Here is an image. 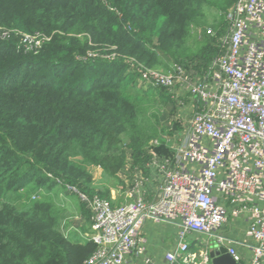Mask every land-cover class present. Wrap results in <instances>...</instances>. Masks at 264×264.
Listing matches in <instances>:
<instances>
[{"label":"trees","instance_id":"obj_1","mask_svg":"<svg viewBox=\"0 0 264 264\" xmlns=\"http://www.w3.org/2000/svg\"><path fill=\"white\" fill-rule=\"evenodd\" d=\"M237 1L0 0V264H86L98 245L70 227L66 185L118 206L127 166L175 157L161 108L185 101L144 73L206 72L217 36L198 28Z\"/></svg>","mask_w":264,"mask_h":264},{"label":"built area","instance_id":"obj_2","mask_svg":"<svg viewBox=\"0 0 264 264\" xmlns=\"http://www.w3.org/2000/svg\"><path fill=\"white\" fill-rule=\"evenodd\" d=\"M224 17L226 27L220 35L213 28L206 30L217 36L219 53L201 79L196 71L186 74L182 68L173 74L144 73L149 84L166 87L176 98L181 97L180 84L195 102L191 118L183 122L184 136L174 147L175 157L161 166L164 180L157 196L112 206L102 197H89L66 185V192H77L93 212L90 238L98 247L86 264H123L128 253L140 255L148 220L179 223L182 238L204 233L239 261L231 239L217 234L227 221L228 204L236 205L234 215L246 214L247 235L256 241L251 246L253 264L262 263L264 0H238ZM210 259L208 250L192 249L184 240L167 254L166 263L145 257L149 264H211Z\"/></svg>","mask_w":264,"mask_h":264},{"label":"crops","instance_id":"obj_3","mask_svg":"<svg viewBox=\"0 0 264 264\" xmlns=\"http://www.w3.org/2000/svg\"><path fill=\"white\" fill-rule=\"evenodd\" d=\"M203 77L202 72H198V79ZM197 79V80H198ZM180 91V96L185 102H181L177 109V115L180 116L182 122H186L192 116V112L195 107V102L190 95L185 92V87L180 84L177 85ZM176 129V127H174ZM183 126L181 129H177L170 137V147L174 151V147L178 144L184 136ZM154 158L156 162L154 163ZM150 159L142 167L134 168L129 165L119 175L124 182L118 183V185H111V197L115 205H120L124 202L132 199L143 197L146 200L154 199L158 194V189L162 181L164 180V173L161 169L165 158H159L158 156ZM97 184L106 183L103 179V171L100 167H94L91 170ZM117 184V182L115 183ZM64 199L70 208H73L71 204L72 199H77L79 204L80 200L77 197L71 196L70 193H63ZM81 205V204H80ZM236 205L228 204V217L227 221L220 227L217 234L225 235L231 239L229 245L240 255L239 262L241 264H253V252L251 246L256 244V241L249 238L247 235L248 221L245 213L234 215L232 212ZM91 211L88 210L77 212L73 209V215L69 218L70 227L73 230L82 233L92 231V219ZM182 226L179 223L172 222H155L148 220L142 230L143 241L141 245L144 250L140 255H136L135 252L128 253L126 260L123 264H149L145 261V257H150L152 260L159 263L167 262V254L169 252H175L179 243L184 240L189 243L194 249L199 247L209 251L217 245L215 240L208 235L200 232L188 233L184 238L181 237ZM212 264V263H211ZM264 264V258L262 263Z\"/></svg>","mask_w":264,"mask_h":264},{"label":"rangeland","instance_id":"obj_4","mask_svg":"<svg viewBox=\"0 0 264 264\" xmlns=\"http://www.w3.org/2000/svg\"><path fill=\"white\" fill-rule=\"evenodd\" d=\"M211 11H212L213 15L208 19V24H202V27L198 28V29L201 30V32H199L201 34L206 32V30L208 28H213V30L217 33V31H218L217 29L224 30V28L226 27V19L223 16V14H221V12L216 10L214 7L211 8ZM214 14H215V17H213ZM221 23H223V27L222 28H221ZM27 40L36 41L37 43H39V42L42 41V37H40L38 35L37 36L28 35V36H25V41H27ZM156 70H160V72L165 73V74H172L171 70L170 71H166V70H163L162 68H158ZM173 97L174 96L172 94V97H171L172 100L174 99ZM177 108H179V105L176 102H174L173 105H171V103L169 105L166 104L164 106V108H161L162 112H164V117H162V122H163V124H165V123L168 124L167 127H165L168 135L164 136V137H167L168 141L171 140L170 137L172 136V133H171V135L169 134L170 133V128L169 127H170V125H172V126L175 125L176 121H177L176 120L177 116L175 114V111L177 110ZM179 122H180V119H179ZM174 127H176V126H174ZM169 144H170V142H169ZM115 182H116V180L114 179V183ZM71 204L73 205L72 210L74 209L76 212L78 211L79 207H81L79 205V203H78V200L75 199V198L72 199Z\"/></svg>","mask_w":264,"mask_h":264},{"label":"water","instance_id":"obj_5","mask_svg":"<svg viewBox=\"0 0 264 264\" xmlns=\"http://www.w3.org/2000/svg\"><path fill=\"white\" fill-rule=\"evenodd\" d=\"M210 258L212 264H241L228 252L224 245H214L210 249Z\"/></svg>","mask_w":264,"mask_h":264}]
</instances>
